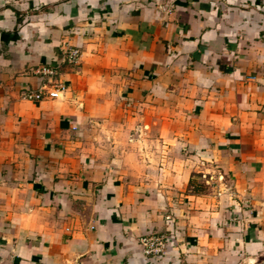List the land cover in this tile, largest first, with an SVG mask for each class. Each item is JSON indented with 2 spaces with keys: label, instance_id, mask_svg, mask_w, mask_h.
Wrapping results in <instances>:
<instances>
[{
  "label": "crops",
  "instance_id": "1",
  "mask_svg": "<svg viewBox=\"0 0 264 264\" xmlns=\"http://www.w3.org/2000/svg\"><path fill=\"white\" fill-rule=\"evenodd\" d=\"M0 264H264V0H0Z\"/></svg>",
  "mask_w": 264,
  "mask_h": 264
},
{
  "label": "built area",
  "instance_id": "2",
  "mask_svg": "<svg viewBox=\"0 0 264 264\" xmlns=\"http://www.w3.org/2000/svg\"><path fill=\"white\" fill-rule=\"evenodd\" d=\"M65 55V61L69 65H77L81 58V50L77 46L66 45L63 50ZM41 79L44 80L39 89L33 91H28L26 93V98L31 101H42L44 99H60L63 93L67 90V86L63 83H55L49 80L56 75V71L53 68H43L39 71ZM48 79V80H47ZM145 252L148 255L163 253L165 242L161 238H147L142 241Z\"/></svg>",
  "mask_w": 264,
  "mask_h": 264
},
{
  "label": "rangeland",
  "instance_id": "3",
  "mask_svg": "<svg viewBox=\"0 0 264 264\" xmlns=\"http://www.w3.org/2000/svg\"><path fill=\"white\" fill-rule=\"evenodd\" d=\"M192 186L194 188V191L202 192L207 189V187H204L203 183L199 180H195L194 183H192Z\"/></svg>",
  "mask_w": 264,
  "mask_h": 264
}]
</instances>
